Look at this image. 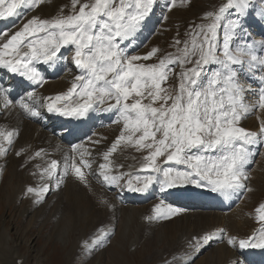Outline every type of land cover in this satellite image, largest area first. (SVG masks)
<instances>
[{
	"label": "snow or ice",
	"instance_id": "6c2138e0",
	"mask_svg": "<svg viewBox=\"0 0 264 264\" xmlns=\"http://www.w3.org/2000/svg\"><path fill=\"white\" fill-rule=\"evenodd\" d=\"M45 2L0 0V21L22 22L10 36L7 31L0 32V69L31 85L43 86L46 81L37 65L51 67L64 61L61 50L67 49L79 74L66 92L54 97H38L36 91L21 96L18 103L25 113L40 117L38 108H46L48 113L76 119L90 111L114 113L121 131L98 166V175L108 186L144 193L153 184L159 185L161 192L194 185L225 197L253 191L248 186L251 175L245 169L253 162L255 152L251 149L264 143V120L258 132L241 127L240 121L254 110H264V39L252 38L245 21L253 14L264 20V8L257 13L255 0H225L204 15L206 23L186 32L185 39L178 34L172 44L174 51L161 55L159 48H153L140 56L128 54L125 42L131 43L141 30L156 0H70L54 16L27 18ZM169 2L176 7L177 0ZM185 2L179 0L181 6ZM154 58V63H141ZM242 75L257 81L258 87L245 85ZM173 77L175 86L168 83ZM246 92L257 97L254 103H246ZM0 97L6 108L13 105L2 85ZM17 136V130L0 127V156L7 155ZM125 148L143 154L137 172L145 175L114 174L117 166L113 155ZM71 151L78 153L79 161L74 155L65 157L57 188L68 176L88 186L85 169L91 170L92 162L86 157L91 153L82 145L73 146ZM42 152L38 150L28 159L42 158ZM36 167L39 172L32 175L38 174L42 182L28 186L26 194L40 203L49 192L59 162L53 159ZM102 203L111 206L106 200ZM181 212L162 200L145 219L169 220ZM256 212L257 220L264 223V204ZM224 231L221 228L194 236L187 242L184 256L173 257V261L192 264V253H199ZM109 235L102 229L91 245L85 242V247H102ZM228 243H238L240 249H264V228L247 239L237 242L233 238Z\"/></svg>",
	"mask_w": 264,
	"mask_h": 264
},
{
	"label": "bare ground",
	"instance_id": "6f19581e",
	"mask_svg": "<svg viewBox=\"0 0 264 264\" xmlns=\"http://www.w3.org/2000/svg\"><path fill=\"white\" fill-rule=\"evenodd\" d=\"M62 1L51 0L48 5H40L29 12L27 18L30 19L33 15L40 16L42 13L54 16L62 7V4H60ZM23 22H26V19ZM156 22L157 16L155 15L146 18L141 30L137 32L131 43H128V52L138 50L140 46L145 44L154 31ZM17 25L22 26V22L10 20L1 23L0 32L7 31L10 36L14 31L18 30ZM61 52L65 57L64 61L51 67L48 65H37L46 81L43 86L18 87L9 79L11 73L5 69H0V85L7 90L9 99L14 101L13 105L6 108L3 98L0 97V127L8 130L15 129L18 132L13 145L8 147L7 155L0 156V168L3 169V175L0 177V202L6 198L14 202L16 208L20 210V215L25 219L24 224L27 223L23 228L24 232L29 228L31 230L33 224L39 221L37 219L40 217L43 218L45 216V218L49 219L52 214L56 218L62 217L64 221L57 224V230L55 224L53 225L51 230L53 236L57 232V236L67 242L72 240L73 232H82L77 238L78 241L74 242L75 246L70 251L69 255L71 257H69L68 264H72L80 256H84L85 260L90 261L91 264H96L101 263L103 256H105L106 251L108 253L110 248L113 249L112 253L116 254L117 251L114 250V247L118 244V239L123 236L126 237L130 233L132 225L135 224V228H137V221H140L139 233L141 235L135 237L133 246L136 247L150 242L157 237L156 232L160 231L162 233L161 239H167L168 243L165 250L158 253L170 254L172 256L170 264H175L173 257L184 256L189 240L194 236L210 232L211 229L209 228L214 226L224 229V233L221 237L213 239L209 248L208 244L205 245L201 249V254L193 252L192 264H264V255L261 252L252 253L249 249H240L238 244L233 246L225 241L231 230L234 231L235 235H238L239 229L243 228V222L240 223L238 220L241 205L236 206V204L241 201L244 191L231 194L228 197L215 193L217 198L211 203L207 199L180 203L177 196L171 194L172 191H178L179 193L210 192L194 185L179 186L166 192H161L159 185L155 184L151 188V192L142 199L144 202L142 212L139 208V201L134 198L137 194L136 192L128 194L125 187L124 195L117 196L111 192L113 186L102 185L100 181H103V179L96 180L99 172L98 166L104 163L102 154L110 148L109 145L102 142L104 138H102L104 134L102 128L115 121L116 116L114 113L105 116L104 112L91 111L90 115L93 117L94 125L90 129V134L84 133L81 135L73 130L69 125L68 119L62 120L58 114L46 112V108H38L41 112L40 117H32L20 108L19 98L26 96L29 91H36L38 97H54L57 94L66 92L71 87L74 76L78 75L79 72L70 62L71 53L67 49ZM68 53L69 55L65 56ZM255 100L256 96L252 93H245L246 103L252 104ZM45 102L41 101V103ZM254 112H250L242 121L245 124L253 122L251 115ZM262 113L264 115V110H262ZM38 120H42L43 123ZM262 120H264V117H262ZM247 121L249 122L247 123ZM94 127L95 131H92ZM96 141H99V143H95ZM75 145H82L91 153L90 156L86 157L92 162V169H85L88 173V186L86 187L72 176H68L64 178V182L57 188V177H63L65 157L72 155L76 157V154H78H74L71 151ZM41 149L44 150L42 158L31 161L28 159L29 156ZM253 151L256 155L257 152ZM17 152L22 154L17 155ZM140 158L141 156L131 148L118 150L112 158L117 166L114 174L132 172L133 174L145 175L146 173L137 172L141 162ZM52 159H57L59 162L56 176L49 182L50 189L44 200L36 203L34 196L26 194V188L28 186L36 187L42 182L38 174L32 175V173L39 172L36 167L37 164L43 167ZM76 159L79 161V158ZM253 162L247 165L245 169L252 176V189L256 179L261 178L263 175V166L258 164L260 160ZM119 165H123V167H119ZM151 197H155V199L147 203ZM103 200L108 201L111 206H105L102 203ZM162 200L166 205L182 209L181 214L169 220L148 222L145 217L152 214L154 206ZM207 204L211 206L207 207ZM251 220V215L247 218L243 217L244 224L249 225L252 222ZM123 222H126L125 226H122ZM237 222L240 224L237 225ZM261 228H264V223L259 224V227L256 225L252 227L245 237L239 235L237 237L239 240L247 239L251 233H256ZM102 229L110 233L104 245L94 249L86 248L85 242L91 245V242ZM0 237V261L5 264H19V261H22V264H28V258L19 255L21 245L11 236L9 227L7 230L6 225L4 226ZM196 260H198L197 263L195 262Z\"/></svg>",
	"mask_w": 264,
	"mask_h": 264
},
{
	"label": "rangeland",
	"instance_id": "374dc122",
	"mask_svg": "<svg viewBox=\"0 0 264 264\" xmlns=\"http://www.w3.org/2000/svg\"><path fill=\"white\" fill-rule=\"evenodd\" d=\"M224 2L225 0H191V2L188 3L186 0L185 4L181 6L179 0H177L176 7H171L169 0H158L157 11L155 12V16H157V22L156 27H154V31L148 37L145 44L140 46L138 50H133L132 52H129L130 55L134 54L143 56L150 52L153 48H159L161 50V55L174 51L172 44L174 39L177 38L178 34L181 40L185 39L186 32L191 30L194 25L206 23L203 17L207 12L216 10ZM48 3L50 4L51 0H46V2L42 4V6H44L45 4L48 5ZM255 3L258 5L256 9V12L258 13L260 8H264V3H261V0H256ZM60 4H62L61 6L69 5L70 0H63ZM40 16L42 18L51 17V15H46V13H42L40 14ZM165 17L167 18L165 19ZM263 25L264 20H261L257 14L249 15L247 20L245 21V26L247 30L251 33L252 38H254L255 40L264 39V35H262V32H264L262 31L264 30ZM68 55L69 53L65 56ZM154 62L155 58L151 61H141V63ZM178 71L179 69H177V72ZM241 79L243 80L245 85L250 84L252 88L258 87L257 81H255V83H249V80L245 79L243 75L241 76ZM168 83L175 86L176 78L173 77ZM254 111V114L251 115V120H253V122L249 124V121H247L248 124H245L244 121L241 120V127H244L245 129L254 128V131L259 130L260 122L262 121V117H264V115L262 113V110L258 109ZM38 121H40V123H43L42 120ZM110 124L111 125L104 129V134L102 133V137H104L102 139V142L105 144H107L112 138L116 139L117 134L121 130L120 124H117L115 122ZM115 139H112L113 141L111 140L110 143L112 144ZM111 144L109 146H111ZM136 153L139 156L143 155L142 153ZM257 154V160H260L258 164L263 166V175L261 178L256 179L253 191H244L245 194L243 195V198L240 201L239 205H241V212L239 213L240 215L238 220L240 223L243 222V228L239 229L238 235L242 237H245L246 234L250 232L252 227H254L255 225L262 224L257 220L256 209L259 207V205L264 204V143L261 144L260 152H258ZM76 158H79L78 154H76ZM96 180H102V177H99L98 175ZM100 182H102V185H105L103 181ZM123 182L124 181H122V184ZM248 186L251 187L252 183L250 182ZM112 191L117 196H120L124 193L121 190V187H117L115 185ZM139 208L142 210L143 205L139 206ZM249 215H251V221L254 224L252 222L249 225L244 224L243 217L247 218ZM54 217V214H52L49 219H47V217L45 218V216L43 218L40 217L37 219L39 221H36L37 223L35 222L33 224L31 230L29 228L24 232L23 228L25 225H27V223L24 224L25 219H23V217L20 215V210L16 208L14 202L6 198L0 202V235L2 234L5 225L7 227V230L9 227L11 236L15 238L16 242H18L19 245H21L19 255L26 256L29 261L28 264H68V261L70 259L69 257H71V255H69L70 251L75 246L74 242L78 241L77 238L79 235L82 234V232H73L71 237L72 240H69L67 242L61 240L57 236V232L55 236H53L51 234L53 225L55 224L57 230V224H60L64 221L62 217H57L58 219ZM240 223L237 222V225H239ZM125 225L126 222H123L122 226ZM139 229L140 221H137V228H135V224H133L130 233L127 234L126 237L123 236L122 238L118 239V244H116L114 247V250L117 251L116 254H113V249L110 248L108 250V253L106 251L105 256H103L101 263L96 264H166V262L170 264L172 259V256L170 254L167 255V253H158L162 250H165L168 243L167 239H161L162 233L160 231L156 232L157 237L151 240L150 242L146 244H141L136 247L133 246V240L135 239V237L141 235L139 233ZM209 229H211L212 231H216L219 228L211 226ZM202 230L206 231L205 229ZM238 235H235L234 231L231 230V232H229V234L227 235L225 241H227L228 243V239L234 238L238 242ZM111 242L113 241L111 240ZM198 260H196L195 262L197 263ZM0 264L5 263L3 261H0ZM72 264H91V262L86 261L84 256H80L74 262H72Z\"/></svg>",
	"mask_w": 264,
	"mask_h": 264
}]
</instances>
